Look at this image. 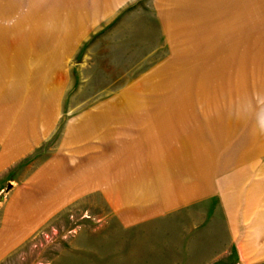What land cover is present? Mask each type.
<instances>
[{"label":"rangeland","instance_id":"rangeland-1","mask_svg":"<svg viewBox=\"0 0 264 264\" xmlns=\"http://www.w3.org/2000/svg\"><path fill=\"white\" fill-rule=\"evenodd\" d=\"M254 97L264 0H0V264H264Z\"/></svg>","mask_w":264,"mask_h":264},{"label":"bare ground","instance_id":"bare-ground-1","mask_svg":"<svg viewBox=\"0 0 264 264\" xmlns=\"http://www.w3.org/2000/svg\"><path fill=\"white\" fill-rule=\"evenodd\" d=\"M18 69V68H17ZM22 70H23V68H22ZM24 74V73H23ZM22 77H24L23 75H21ZM16 79H17V77H16ZM22 84V79H18V80H16V86H15V88H16V90H18L19 91V94H20V92L22 91L21 89H22V85H19V84ZM15 229L16 228H12V227H10V226H4V228H3V230H2V232L0 233V241L1 240H3V239H8L7 241H12V240H14L15 239ZM2 249V247H1V245H0V250Z\"/></svg>","mask_w":264,"mask_h":264},{"label":"clouds","instance_id":"clouds-1","mask_svg":"<svg viewBox=\"0 0 264 264\" xmlns=\"http://www.w3.org/2000/svg\"><path fill=\"white\" fill-rule=\"evenodd\" d=\"M255 103L258 106H261L259 114L257 115L256 118V129L260 134H264V100H255Z\"/></svg>","mask_w":264,"mask_h":264}]
</instances>
